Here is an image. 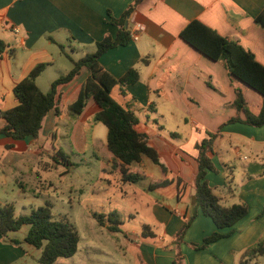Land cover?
Returning a JSON list of instances; mask_svg holds the SVG:
<instances>
[{"label": "crops", "instance_id": "obj_1", "mask_svg": "<svg viewBox=\"0 0 264 264\" xmlns=\"http://www.w3.org/2000/svg\"><path fill=\"white\" fill-rule=\"evenodd\" d=\"M135 1L0 0V40L13 51L12 55L6 52L0 57V111L18 104L13 89L35 66L46 64L45 70L54 66L57 49L70 61L78 60L94 52L96 43L106 36L115 39L118 28L111 20L120 19ZM262 11L264 0H142L125 17L130 41L109 49L99 58L102 67L117 79L130 69L137 71V82L117 86L123 98L121 105L134 109L139 119L136 130L147 136L149 145L156 149L167 167L166 174L160 168V177L156 176L155 169L146 168L145 157L131 167L143 174L141 179L148 180L150 190L162 189L161 202L153 205L162 234L156 235L151 228L153 236L144 237L142 232L133 231L124 235L123 242L116 243V248L123 251L129 246L135 247L141 264H174L178 253L183 264H248L247 249L264 241V125L231 122L235 117L245 119V113L234 105L237 92L243 94L253 114L260 112L262 97L231 75L220 62L180 37L190 21H200L241 45L264 66V29L255 21ZM135 31L138 38L132 39ZM70 70L65 73L59 70L60 76ZM88 76V69L83 67L73 80L60 86L56 109L46 115L37 138L14 139L0 134V149H4L0 155L5 158L6 167L14 169L15 164L35 163L45 152L40 141L57 138L59 125L66 118L73 121L69 136L78 142L88 117L100 110L95 100L89 98L80 115L70 114L69 105L79 95ZM121 88L127 96L122 95ZM175 124L177 127L190 125L187 139L180 132L167 130ZM4 125L0 116V129ZM208 133L217 134L210 154L216 171L209 170L206 179L223 206L244 203L248 213L232 227L220 230L230 233L229 236L197 248L217 230L212 219L197 208L183 241L176 246L173 236L184 217L192 215L196 204H192L198 170L196 145L208 138ZM107 155L113 160L109 151ZM153 179H168L170 184L151 189ZM121 219L124 224L122 216ZM120 231L119 228L117 232H110ZM23 241L20 246L19 240L0 235V264H30L29 258L37 261L34 247ZM73 256L66 264H91L83 257ZM259 258L249 264H258ZM57 261L54 264H60Z\"/></svg>", "mask_w": 264, "mask_h": 264}, {"label": "trees", "instance_id": "obj_2", "mask_svg": "<svg viewBox=\"0 0 264 264\" xmlns=\"http://www.w3.org/2000/svg\"><path fill=\"white\" fill-rule=\"evenodd\" d=\"M142 0L135 3L120 19H112L111 23L118 28L115 39L106 36L96 43V50L85 54L78 60H72V69L51 83L50 90L43 92L36 84L37 77L45 70L46 64L35 66L27 77L21 80L13 89L18 104L8 110H1L0 116L5 125L0 129V134L10 136L14 139H24L28 136L37 138L42 129L46 115L56 109L61 96L60 86L73 80L83 67L89 71V76L82 85L77 98L69 105L71 116L80 115L86 107L89 98H93L100 110L95 115V120L107 128V149L114 159L112 170L123 183H136L143 174L131 167L138 164L144 157L149 158L158 165L164 174L167 167L161 162L156 149L149 145L147 136L138 132L135 126L139 119L131 106L119 104L112 96V91L117 86H124L138 81V73L135 69L128 70L121 78H115L107 72L99 62V58L109 49L125 45L130 41V32L124 26L125 17ZM255 21L264 29V11ZM180 37L210 59L220 62L231 75L255 90L262 97V106L258 114H253L247 107L243 94L237 92L235 107L239 112L245 113V119L232 118L231 122H243L251 126L261 127L264 125V66L260 64L252 53L244 49L235 41L221 36L215 30L204 25L200 21H190L180 32ZM63 48V46L61 47ZM13 51L2 40H0V57ZM123 96L127 92L121 88ZM58 112V110H57ZM173 133L172 136H175ZM217 134L208 133V138L196 145L198 151V170L194 179L196 204L193 206L192 215L183 219V224L173 236V243L179 246L183 237L196 216L197 208H200L205 216L212 219L217 230L204 239L201 246L216 242L230 235L220 230L230 228L248 213V207L244 203L231 206H223L220 198L214 194L209 185L206 175L209 170L216 171L210 154L213 152V143ZM61 157L68 162L67 156L59 149L53 156ZM22 182L19 185L23 188ZM170 184L168 179H153L150 188L166 187ZM180 180L178 179V186ZM25 190V189H24ZM180 191V189H178ZM178 191V192H179ZM52 205L47 202L45 206L32 209L30 214L16 215L11 204L0 206V235L7 236L9 232H17L24 225L30 228L24 238L25 242L40 250L37 264H54L59 258H70L77 253L79 244V233L76 228L65 220H55ZM93 218L101 227H106L112 232H117L123 224L121 216L116 212L93 213ZM142 235L153 236L148 225H143ZM18 245L19 242L13 241ZM248 264L254 258L264 254V241H258L247 249ZM181 254L178 253L174 264H183ZM245 264V262L243 263Z\"/></svg>", "mask_w": 264, "mask_h": 264}, {"label": "rangeland", "instance_id": "obj_3", "mask_svg": "<svg viewBox=\"0 0 264 264\" xmlns=\"http://www.w3.org/2000/svg\"><path fill=\"white\" fill-rule=\"evenodd\" d=\"M68 51L71 54L70 49ZM55 58L54 66L43 71L37 80L38 87L45 93L50 90L47 83L51 84L62 74L59 70L65 73L72 68V61L59 49ZM112 96L118 103H123L118 87L113 89ZM71 126L73 121L66 118L59 125L57 138L40 141L45 152L36 158L35 163L15 164L12 169L6 167L5 158L0 155V206L11 204L16 215H25L49 202L54 219L68 221L79 233L78 254L73 257H83L91 264H141L135 247L129 246L123 251L116 248V243L123 242L126 233H141L145 224L156 235L162 234V225L153 209L156 201L161 202L162 189L150 190L146 178L134 184L119 181L117 174L111 172L114 159L107 155V128L95 120V115L88 117L77 143L69 136ZM167 130L180 132L187 139L190 125L180 124L177 127L175 124ZM58 149L64 152L68 162L61 157L54 159ZM3 150L0 149V154ZM144 159L146 168L155 169L156 176L160 177V167L148 158ZM20 181L23 188L19 185ZM112 211L118 212L124 219L119 233L99 227L91 216V212ZM29 228V225H24L21 230L9 232L4 237L19 240L20 246H23ZM99 240L101 243H97ZM33 255L37 259L40 251L33 248ZM71 260L72 257L61 258L57 262L66 264ZM258 261V264H264V255ZM29 263L37 264V261L29 258Z\"/></svg>", "mask_w": 264, "mask_h": 264}, {"label": "built area", "instance_id": "obj_4", "mask_svg": "<svg viewBox=\"0 0 264 264\" xmlns=\"http://www.w3.org/2000/svg\"><path fill=\"white\" fill-rule=\"evenodd\" d=\"M140 29H143V27L141 25H139ZM131 38L132 39H137L138 38V31H135L131 34Z\"/></svg>", "mask_w": 264, "mask_h": 264}, {"label": "water", "instance_id": "obj_5", "mask_svg": "<svg viewBox=\"0 0 264 264\" xmlns=\"http://www.w3.org/2000/svg\"><path fill=\"white\" fill-rule=\"evenodd\" d=\"M196 203V197H192V204H195Z\"/></svg>", "mask_w": 264, "mask_h": 264}]
</instances>
